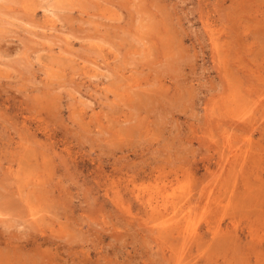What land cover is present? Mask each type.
I'll use <instances>...</instances> for the list:
<instances>
[{
    "label": "rangeland",
    "instance_id": "rangeland-1",
    "mask_svg": "<svg viewBox=\"0 0 264 264\" xmlns=\"http://www.w3.org/2000/svg\"><path fill=\"white\" fill-rule=\"evenodd\" d=\"M0 264H264V0H0Z\"/></svg>",
    "mask_w": 264,
    "mask_h": 264
},
{
    "label": "bare ground",
    "instance_id": "bare-ground-1",
    "mask_svg": "<svg viewBox=\"0 0 264 264\" xmlns=\"http://www.w3.org/2000/svg\"><path fill=\"white\" fill-rule=\"evenodd\" d=\"M13 201H14V199H13ZM11 204V203H10ZM35 224V223H34ZM41 238V237H40ZM44 239V238H43Z\"/></svg>",
    "mask_w": 264,
    "mask_h": 264
}]
</instances>
